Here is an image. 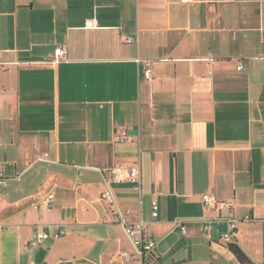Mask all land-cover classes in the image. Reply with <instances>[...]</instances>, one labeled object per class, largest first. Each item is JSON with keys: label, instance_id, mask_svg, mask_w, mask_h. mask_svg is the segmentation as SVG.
I'll list each match as a JSON object with an SVG mask.
<instances>
[{"label": "crops", "instance_id": "0c3cea01", "mask_svg": "<svg viewBox=\"0 0 264 264\" xmlns=\"http://www.w3.org/2000/svg\"><path fill=\"white\" fill-rule=\"evenodd\" d=\"M0 167V264H264V0H0Z\"/></svg>", "mask_w": 264, "mask_h": 264}, {"label": "built area", "instance_id": "2783aa9c", "mask_svg": "<svg viewBox=\"0 0 264 264\" xmlns=\"http://www.w3.org/2000/svg\"><path fill=\"white\" fill-rule=\"evenodd\" d=\"M183 2H188L190 0H181ZM127 44H134L136 43V40L133 38H129L128 40L125 41ZM68 51L65 47H59L56 52H55V59H54V64L58 65L66 61ZM137 63L140 65H143V77L145 80L149 82H154L155 77H154V66L151 61H141L138 60ZM243 69V66H240L238 68L239 71ZM117 143L125 144V143H133L137 140L136 135L131 134L127 129L124 127H118L116 130V138H115ZM49 155H45V159H48ZM37 159L43 160L44 158L38 157ZM7 176L5 173L4 168L0 167V187L5 186L7 183ZM107 190L104 192L102 198L103 200L108 201L110 204H114V198L113 194L111 191V184H116V185H125L129 184L134 187V189L137 192H141L142 190V174H141V166L139 162H135L132 164H123V163H117L114 165V167L111 169V180L107 181ZM48 203L50 200L47 201ZM202 202L206 208H211L215 207L216 210L219 212L222 211H230L233 212L234 210V204L230 202H221L217 199V197L213 194H205L202 196ZM2 208V200L0 197V210ZM159 216V205L157 201L153 202V217L157 218ZM250 217H247L245 219V222H252ZM124 226L126 227V231L128 236L133 240L134 245L141 249L143 251V254L147 257L150 258L153 250L155 249V243L151 240L146 241L144 237L141 234V231L137 228H135L132 225L127 224L124 221ZM238 222L233 220L230 224V230L228 233L221 235V240L224 241L226 244H230L231 240L235 237L236 235V230H237ZM0 229H2V226L0 225ZM183 233H186V229L183 228ZM66 233L64 231L60 232V235L58 237L64 236ZM209 240L212 241L213 236L212 234H208ZM49 239V236L47 234L41 233L35 236L31 240V246L34 248H37L41 245L43 241H46ZM124 256H127L125 254Z\"/></svg>", "mask_w": 264, "mask_h": 264}, {"label": "trees", "instance_id": "16d2710c", "mask_svg": "<svg viewBox=\"0 0 264 264\" xmlns=\"http://www.w3.org/2000/svg\"><path fill=\"white\" fill-rule=\"evenodd\" d=\"M237 256H239V257H240V255H239V254H237Z\"/></svg>", "mask_w": 264, "mask_h": 264}]
</instances>
